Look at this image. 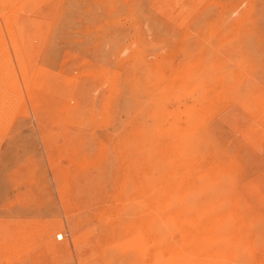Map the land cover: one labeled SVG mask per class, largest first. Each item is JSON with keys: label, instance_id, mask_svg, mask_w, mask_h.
<instances>
[{"label": "rangeland", "instance_id": "rangeland-1", "mask_svg": "<svg viewBox=\"0 0 264 264\" xmlns=\"http://www.w3.org/2000/svg\"><path fill=\"white\" fill-rule=\"evenodd\" d=\"M0 264H264V0H0Z\"/></svg>", "mask_w": 264, "mask_h": 264}, {"label": "bare ground", "instance_id": "bare-ground-1", "mask_svg": "<svg viewBox=\"0 0 264 264\" xmlns=\"http://www.w3.org/2000/svg\"><path fill=\"white\" fill-rule=\"evenodd\" d=\"M171 182V181H170ZM166 183H167V181H166ZM179 194V193H178ZM166 203V202H165ZM164 204V203H163ZM186 204V203H185ZM184 205V204H183ZM207 206V205H206ZM205 207V206H204ZM206 208V207H205ZM208 209V208H207ZM206 209V210H207ZM203 212V211H202ZM175 212H173V214H174ZM200 213V212H199ZM171 215H172V213H171ZM178 215V214H177ZM176 215V216H177ZM175 216V217H176ZM199 216H201V215H199ZM220 216V215H219ZM207 217H208V215H207ZM177 218V217H176ZM178 219H179V216H178ZM207 220H205V221H208L209 220V218H206ZM197 220V219H196ZM203 221H204V219H203ZM161 222V221H160ZM202 222V221H201ZM201 222H199V223H201ZM178 223V222H177ZM209 223V222H208ZM205 223L203 222V225H204ZM202 225V226H203ZM206 225V224H205ZM201 226V227H202ZM200 226H199V229L201 228ZM204 227H206V226H204ZM210 228H211V225L209 226ZM184 228V227H183ZM207 229V227L204 229V232H205V230ZM26 230V229H25ZM186 230V229H185ZM187 230H188V228H187ZM191 230V229H190ZM210 230V229H209ZM183 231V230H182ZM202 231V230H201ZM207 231V230H206ZM186 232H188V231H186ZM193 232H194V230H193ZM209 232V231H208ZM202 233V232H201ZM189 235V234H188ZM191 235V234H190ZM201 235V234H200ZM60 236H62V234H56V237H57V239H61L62 237H60ZM185 237V236H184ZM194 249V248H193ZM189 250V249H188ZM196 250V249H195ZM190 251H192V250H190ZM194 251V250H193ZM197 251V250H196ZM184 252V251H183ZM192 253V252H191ZM198 253V252H197ZM211 253H213V251L211 252ZM215 253V252H214ZM197 255V254H196ZM188 256H189V254H188ZM218 256V255H217ZM203 257H205V256H203ZM213 260V259H212ZM202 261V260H201Z\"/></svg>", "mask_w": 264, "mask_h": 264}]
</instances>
